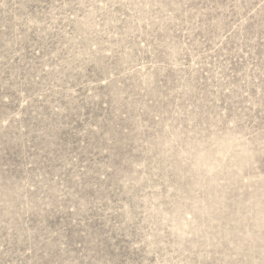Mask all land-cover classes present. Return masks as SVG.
I'll use <instances>...</instances> for the list:
<instances>
[{"label":"rangeland","instance_id":"rangeland-1","mask_svg":"<svg viewBox=\"0 0 264 264\" xmlns=\"http://www.w3.org/2000/svg\"><path fill=\"white\" fill-rule=\"evenodd\" d=\"M0 264H264V0H0Z\"/></svg>","mask_w":264,"mask_h":264}]
</instances>
